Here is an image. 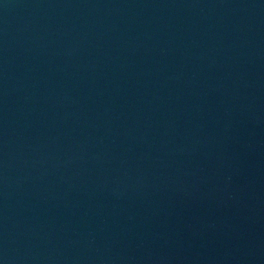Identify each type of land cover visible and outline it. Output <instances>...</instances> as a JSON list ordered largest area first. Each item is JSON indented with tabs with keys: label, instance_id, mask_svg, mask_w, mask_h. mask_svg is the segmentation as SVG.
<instances>
[{
	"label": "water",
	"instance_id": "obj_1",
	"mask_svg": "<svg viewBox=\"0 0 264 264\" xmlns=\"http://www.w3.org/2000/svg\"><path fill=\"white\" fill-rule=\"evenodd\" d=\"M0 264H264V0H0Z\"/></svg>",
	"mask_w": 264,
	"mask_h": 264
}]
</instances>
